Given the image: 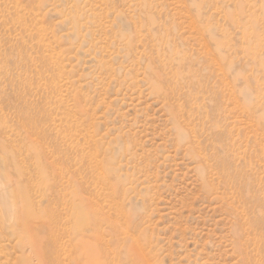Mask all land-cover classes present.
I'll return each instance as SVG.
<instances>
[{
	"label": "rangeland",
	"instance_id": "1",
	"mask_svg": "<svg viewBox=\"0 0 264 264\" xmlns=\"http://www.w3.org/2000/svg\"><path fill=\"white\" fill-rule=\"evenodd\" d=\"M0 102V264H264V0H0Z\"/></svg>",
	"mask_w": 264,
	"mask_h": 264
},
{
	"label": "bare ground",
	"instance_id": "2",
	"mask_svg": "<svg viewBox=\"0 0 264 264\" xmlns=\"http://www.w3.org/2000/svg\"><path fill=\"white\" fill-rule=\"evenodd\" d=\"M60 91L61 90H50V92L54 94L60 93ZM22 93H24V91H22ZM18 96L21 97V93H19ZM3 106L4 103L0 102V110L3 108ZM25 109H27L25 104L21 106H17L18 112L24 113ZM37 118L34 115L26 114L23 120L19 121L17 124L23 130L24 133L23 141L26 140V144L28 145L27 147L30 148L29 151L30 154H27L26 156L30 157L31 159L30 165L33 166L32 168L33 176H30L31 178L29 180L32 181L36 180V183H39L40 181L38 179H41L42 176L43 177L46 176L47 178V175H49L50 180L52 181L51 183H49L52 184L51 187H55L58 185L62 187L63 186L62 176L64 174V164L62 158L60 157V153L62 150L60 149L61 151H58L57 161L52 159L54 154V147L51 153L52 157L50 158L46 155L45 152L42 151V144L41 141H39L38 139L39 137H43L45 132L43 128L40 129L38 128L37 122L40 119L39 117ZM6 124H7L6 118L0 113V126H5ZM10 126L11 125L7 127ZM63 135H64L63 129H60V131L57 133L56 136L57 137L56 142L53 145H57L56 144L57 139L59 146L62 145ZM0 162L2 166V171L0 172V174L4 177L2 180L7 185L8 194L14 210L17 209L18 207L17 204H21V205L28 203L31 204L30 198L28 196L29 190L25 186L21 185L22 182L24 181L22 180V178L25 176L27 177V175L30 174L28 173L29 171L25 172V169H28L27 167L28 165L25 168L23 166V163L20 162L18 156L13 151H10L8 146L4 144H0ZM55 163L59 165L57 170L54 169ZM22 167L25 168L24 171L22 170ZM1 184H3V182L0 180V188L2 187ZM60 192L61 190L59 189L58 191L55 192V194H53V198L51 199L52 202L59 197L58 195ZM14 213L17 216V212ZM256 223H257L256 219L252 221V224L256 225ZM26 226L27 225H25V227ZM26 229L28 230L31 228H29L28 226Z\"/></svg>",
	"mask_w": 264,
	"mask_h": 264
}]
</instances>
